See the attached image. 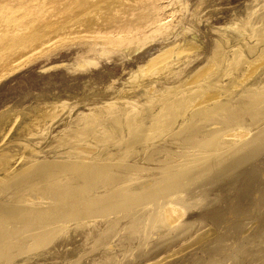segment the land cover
Returning <instances> with one entry per match:
<instances>
[{
  "label": "rangeland",
  "instance_id": "1",
  "mask_svg": "<svg viewBox=\"0 0 264 264\" xmlns=\"http://www.w3.org/2000/svg\"><path fill=\"white\" fill-rule=\"evenodd\" d=\"M198 1H200V0H183L182 3L184 4L186 11L181 13L182 15L181 14L180 15L177 14L175 16L176 17L175 21H176V24H177L175 29H176L177 33L175 32L174 36L171 35V37L169 36L168 38H165V41H164L163 37H160L161 39L160 38L159 39H155L156 42L152 41V42H150V44H147L145 46L140 47L135 52L134 51H129L128 53H126V52L125 53H113L112 55H110V54L108 55L107 52H104V54H103L104 57L102 55V52H100L101 53V57H99L97 60L93 59L94 62L93 61L90 62L91 59L89 57L87 58L86 47L82 46L84 48L83 49L80 46L81 44L78 45V44H75V43L74 44L69 43V45L68 44L66 45V43H65V45L63 44V46L61 44H57V45H55L56 47L58 46L57 48L55 46H53L52 49L49 50V52L47 51V53H43V54H40L38 56L36 55V57L33 56L32 58L28 59L26 62L24 61L19 68L13 70L12 73H9V75L4 76V79L2 78L0 80V113L5 111L6 113L7 112L11 113L12 117L13 116L17 117V115L20 117L22 115V113L25 114V112H27L29 110L30 111L35 110V109L37 110L38 108H41V107H44V108H54V107H56V108L59 109L61 114H62V111L64 109L67 111V114H66V111L64 110L65 111V113H63L64 115L63 114L61 115V116L65 117V118H63V117H61L59 115V117L61 119L63 118L62 120L58 117L57 118L58 120L57 119L55 121L53 120V122L50 123V126L46 125V124L43 126L45 130H47L48 128L50 129V130L46 131L47 132V133H45L46 135L45 134H43V135H32V137H30L31 139H30V143H29V146H31L32 148L31 147L29 148V146H28L29 149H26L27 151H29L31 153H32V151L34 153L36 152V154H34V153H32V154L36 155V157H38V158L39 157L41 158V157L49 156V154L52 153L49 156L51 158V160L48 157V161H47L50 164H46L47 163L46 162L43 165H51V164L54 165L55 163L63 164L64 166L60 168V172H62V175H61L60 172H59L60 175L58 173L55 174L56 171L59 170V168L58 167L55 168V166H51L50 170H45L44 172H43V170L42 171H40V170L36 171L37 172L36 174L38 175V176L36 175L37 178L39 177V173L42 175V176L39 177L40 179L39 178L38 179L33 178L34 175H35V173H33V177L31 179V181L29 180L30 182H27V181L23 180L22 181L23 183H21L22 179H19L20 181L17 180L20 183L17 182V184H13V186H10V189H11L10 192H12L13 189H14V191L11 194L8 191L9 188L4 190V193H6L5 195H4V193H2L3 190L0 193V198H1L0 200H2V201H0V204H1L0 205V209L2 211L8 212V209H12L13 206L15 207V205H13V203L16 202V201H17V203L19 202L17 205H20V203L22 201L25 204V202H27L26 199H29L28 197L32 196V194L34 196V193L32 192V190L34 191L37 187H40L41 185L49 184V182L51 184V185L49 184L51 188H53V187L55 188L56 186L59 187L61 185L62 188H58V189L55 188L57 190H55L53 188L56 192H60L64 188V190H66V192L69 193L73 189L72 188L73 187L72 183L77 184V185L79 183V181L77 179H75L74 177H77L78 179L80 178V183H79L80 185L79 186H80L81 190H79V191L81 193H79V195L81 194L80 196H82L84 198H86V197L89 198L90 196L91 197H95V196L96 197H103V195H105V194L106 195L113 194L114 196H117L115 194H118L119 192L118 193L117 192L112 193V192L116 191L119 188L125 187V185L127 186L128 189H130L129 191H131L132 193L133 192L136 193L137 191L140 192V190H142L143 192H145L144 194H146L147 196L150 195V194L151 195L154 194V193L152 194L150 192V189H152V188L162 187L163 185H164L165 188L169 187V186L170 187L173 186L174 189H175V194L178 193V194H176V195H178V197L180 195V200L178 199V197L176 195H174V196L172 195V197H174V198L171 197V201H172V199L174 201L178 200V204L180 203L178 206H181L182 208L178 207V206L177 207L182 209L181 220L180 221L178 220L172 226L170 225V227H168L169 229H167L168 231L166 229H165L166 231L163 230V228L161 226V223H157L158 220L160 222V219H159L160 217H156V215L158 213V216H159V212L161 211V209L160 210L158 209L157 211H155V210H156V208H159L160 206L163 205L162 202H166L167 200H169L170 198H168V197L171 196V195L165 196V198L164 197L163 198L160 197V198L154 199L153 201L150 200L146 204L147 206L146 205L142 206V204L140 202H138V200H135V202L133 203V204H135V205H133L134 207L131 206L132 208L130 207V209L127 208V209L122 210L121 212H119L117 214H114V215L110 216L112 218L108 217L107 221L109 220V222H108L109 226L103 225L100 228H87V229H86V227H83V228L79 227L78 228L76 226H74V227L72 226L73 229L75 228L77 231L79 229L80 231L77 232L76 230H73L71 228L72 231L70 232L69 231L70 227L69 228H65L64 230L61 229L62 233H63L62 235H61V230H60V232L58 231V233H59L58 235L59 236L61 235L60 237H56L58 235H56L57 232H55L56 233V234L54 233L55 234V238H54V235H53V238L51 240V242L52 241L53 242L52 243L50 242L51 244H49L51 246L48 247V245H47V247L39 249V251H41V252L47 250V251H45L46 255H45V253L44 254L42 253L43 255L41 253H39L41 255H38L37 254L38 250L36 251V253H35V251H33L32 254L35 253V255L33 257H32V254L30 255V258L32 257V259H30L31 262H32L31 264H35V263H33L35 261H36V264H42V263L43 264H45V263L46 264L47 263L48 264H57V263L58 264H64V263L65 264H82V262H83V264H85V263L86 264H93V263L94 264H154V263L155 264H225V262L227 264L228 262H231V261H233V262H231L233 264H235V263L236 264H242L243 262H244L243 264H246V263L247 264H264V123H263L264 122L263 121L264 120V101H263L264 100L263 99L264 98V85H262V84H264V82H261L260 83L261 85H259V86H258V84H256L257 85L256 86L257 89L255 88L256 89V91H255L256 93L255 94L258 93L257 96H259L260 99L262 98L261 100H259V102L262 103V104L252 103L250 100L253 97H255V95L254 96L253 95L248 96V93H243L242 92L241 93L242 94L241 95L242 99L239 97L240 96L239 95L238 98H240V99H238V101L232 105V107L229 110L230 114L228 113L225 116H223V115L210 116L208 118H202L201 120H198V121L196 120V122L195 121H190L187 118V119L184 120V122L182 121L183 123L180 122L179 125L175 126V124H174L173 125L174 127L172 125L170 126L169 124H163V123H158V122L156 123L155 121H153L150 118V115H147L148 111L146 109V106H148L149 103H148V101L145 100V98L151 96L152 94H155V95H152L154 97L158 96V95H156V93L158 94V92H159L157 90L160 88V86H158V84H154V85L152 84L153 85V86L151 85L152 87L151 86H149V87L147 86V88L151 87L150 90L148 89L147 92L140 91V90L137 91L138 93L135 92L136 95H138V96L135 95L133 100H135L137 102L136 103V107H137L138 112L140 111V114L139 113L138 114L141 117V118L140 117L139 118L142 119L141 123L142 124L145 123L143 125V128H141L142 127L141 123H140L139 127H134L133 131L135 130V132H132V129L130 130V129L126 128V127H128L126 125L130 124L129 122H130L131 118H133V116L135 115L134 112H137V110L133 111L135 105H134V107L130 105L133 109L130 106L128 107V105H126V107L125 106L124 107L120 106L121 104L120 105L118 104V106H115L116 109L115 108H111L113 106H111V107L108 106L109 105L108 103L110 102L112 96L113 95L114 96L117 95L118 91L120 89H122L123 85L125 86L126 79L129 78V76L131 74L137 73L138 71H140V73L143 72L142 74H146L144 71H148V74H149V73H152L153 71L157 70L158 69L157 67H159L158 65L155 66L154 70H153L152 67H150L151 64H153L152 63L153 60L155 62V57L157 58L159 55H161V54H159L161 52L163 54V51L165 53L166 52H170L171 49H172L171 52L173 51L172 53H177L179 48H180V47H178L179 43L182 44L183 42H187L188 38L190 39L191 36L192 37L196 36V38L194 40H195V44L197 43V46L199 48L198 50L200 51V55L195 57L196 60L194 58H191L192 60H195L194 63L190 59V61L186 65L185 64H181L180 67H185L186 68L187 65L190 66L191 62H192V66H193V64L195 65L196 62L198 63V61L200 62L201 59L206 58L207 55H208L207 53H209V50H212L211 47L214 45L212 43L214 38L218 36V34L220 33L219 31H222L226 27H230L231 30L233 28L234 32H238V31L241 32L242 31L241 33H244L246 30H247L246 32H248V30H250V32H253L254 30H257V27L263 25L262 22L264 21V0H208V3H206V5L203 6L202 8L198 7V5H197ZM160 2H161V5L163 7H165L164 13H163L164 16H169L171 14L170 13L171 11H169V10H172L173 6H171V4H168L169 3L168 0H161ZM187 4H189V5H187ZM189 6H190V8H189ZM186 8H188L189 10L186 9ZM194 8H196V10H198V15H197L198 19L197 20L200 21V22L197 21L198 25L195 26V27L199 26V28L197 27V29L195 28V29L191 30L188 27L189 23H188V18H187L188 16L187 15ZM248 8L250 10H248ZM203 11H205V12H203ZM185 14H186V16L184 17ZM199 14H200V16H199ZM255 18H256V20H255ZM244 22H245L246 25L244 24ZM258 23L260 25H258ZM187 24H188V26H187ZM243 24H244V26H242ZM186 27H187V30H188L187 32L189 34H187V32H186ZM178 28H179L180 31L178 30ZM193 32L194 33L196 32V33L194 34ZM185 35H186V37H185ZM180 36H182V37L180 38ZM184 38H185L186 41L184 40ZM70 45H72V46H70ZM76 45H78V46H76ZM173 45H174V48H176V47L177 48L174 49ZM175 45H177V46L175 47ZM79 47H81V48H79ZM175 51H177V52H175ZM201 53H203L204 55L201 54ZM80 58H81L82 61L80 60ZM106 58H107V61H106ZM85 59H86V61H85ZM108 59L110 61H108ZM147 62L149 64V66H148ZM184 63H186V61ZM142 66L145 67V68H143ZM136 67H137V69H136ZM149 68H151V70H149ZM128 73H130V74H128ZM93 80H94V82H93ZM109 83H110V85H109ZM112 87L114 88V90H113ZM258 87H260L259 90H258ZM152 88H154V89L152 90ZM257 90H258V92H257ZM111 92H113V93H111ZM91 93H92V95H91ZM259 93H260V95H259ZM102 94H104V97H103ZM85 95H87V96H85ZM261 95H262V97H261ZM100 98H102V99H100ZM244 98H246V99H244ZM244 100H246V101H244ZM243 101H244V103H243ZM48 102H49V105L51 103V105L53 104L52 106H54V107H51V105L49 107L48 106ZM69 103H71V104H69ZM106 103L108 104L107 105L108 108L110 107L112 110L114 109L115 111L112 112V110L110 108L108 109L106 107ZM137 104H139V106H137ZM243 104H245L246 106L244 107ZM248 105H251V106H248ZM96 106H98V107H96ZM140 106H141V109H139ZM142 107L145 108L146 110L143 109ZM235 107H236V109H235ZM252 107L255 108V109L258 108L256 110H259L261 112V113H259L260 117L255 118L256 116L251 115L252 118L250 117L251 118L250 119V118H248L247 115H244V113L248 114L247 111H250L252 109ZM61 108H63V109H61ZM106 108H107V110H106ZM123 108L126 109V111ZM127 108H128V110H127ZM93 109H94V111H93ZM23 110L24 111L27 110V111L24 112ZM109 110H110V112H109ZM122 110H123V112H122ZM141 110H142V112H141ZM235 110L237 112L238 111L239 112L235 113L234 112ZM20 111H21V115H19ZM88 111H90V112H88ZM127 111L129 112L127 114L128 116L126 115ZM145 111H146L147 114L145 113ZM131 112L134 115H132ZM231 112H233V113H231ZM106 113H107V115H106ZM123 113H124V115H123ZM95 115H96V117H95ZM129 115L131 117H129ZM228 115H230L229 118H228ZM89 116H90V118H89ZM91 117L93 119H91ZM125 117H126V119H125ZM212 117H214V118H212ZM223 117L224 118L226 117L225 120H224ZM146 118H148V120H146ZM217 118H219V120ZM122 119H124L126 121H123ZM127 119H129V121H127ZM253 119L255 121H253ZM256 119H257V122H256ZM120 120H121V123L123 122L122 125L126 124L127 122L128 123L126 125L122 126V125H120ZM230 121H231V123H230ZM112 122H114V123H112ZM148 122H149V124H148ZM250 122H252L254 124L258 123L257 125L261 124L262 127H259L255 131V133L251 132V133H249L250 135L249 134H248V136L246 135L247 137L245 136L243 139H241L242 141L240 140L242 143L240 141H236V140H235L236 141L235 142V141L230 140V139H225V137L223 136V135H225V136L228 135V132H225L227 134H224L223 131L227 130L229 127L232 128L231 126H237V125H240V123H241L240 126H244L245 125L247 127V125L250 126V124H248ZM246 123H247V125H246ZM155 124H156V126H155ZM162 124L164 125V127L162 126ZM116 125H120V126H116ZM204 125L206 126V128L204 127ZM153 126H155V127H153ZM167 126H169L170 128L168 129ZM183 127H184V129H183ZM67 128H69V130ZM116 128H119V129H118V131H116L117 133L114 134V135H116L117 137L120 135L119 136L120 138L118 137L119 139L116 136H112L114 131L117 130ZM122 128L123 129L126 128V130H123ZM151 128L154 129V131ZM72 129H74V130H72ZM121 129H122V131H121ZM127 129L130 130V131H128ZM136 129H137V132H136ZM218 129H219V131H217ZM75 130L77 131V133H76ZM106 130H109V131H106ZM142 130H144L145 133ZM207 130L210 131V133L207 132L208 135L205 132ZM200 131H201L202 134L200 133ZM203 131H204L205 134L203 133ZM106 132H108L109 135ZM216 132H218V133H216ZM134 133H135V135H134ZM139 133H140V135L141 134L142 135L140 136ZM151 135H153V137ZM158 135H159V137H158ZM204 135L206 137H203ZM211 135H213L214 137L211 136ZM257 135H259V136H257ZM167 136L169 138H167ZM217 136H218V140H217ZM220 136H221V140H225L224 145H222L224 141L223 142L221 141V144L219 145ZM47 137L50 140L47 139ZM178 137H179V139H178ZM148 138H149V140H148ZM181 138L184 139V140H182ZM212 138H213V140H212ZM214 138H216V140ZM252 138H254V139L252 140ZM192 139H194V141H192ZM204 139H205L206 142L204 141ZM91 140H92V142H91ZM106 140L109 143L106 142ZM133 140H135V141H133ZM172 140H174V141L176 140V141H178V143L176 141L174 142ZM209 140H212V141L215 140L218 143H216L215 141H214L215 143H213L211 141V143H212L211 146H208L209 145V142H208ZM227 140H228V145L226 144ZM258 140H260V141H258ZM61 141H62V143H61ZM131 141H132V143H131ZM152 141H154V143ZM229 141H231V142H229ZM128 142H130V143H128ZM185 142H186V144H185ZM238 142H240V143H238ZM45 143H47V144H45ZM65 143H67V144H65ZM84 143H86V144L83 145ZM144 143H145V145H144ZM146 143H148V144H146ZM189 143H190L191 146L189 145ZM229 143L232 144L233 147H231V145ZM257 143H259V144H257ZM260 143H261V146H260ZM37 144H38V146H37ZM101 144H103V145H101ZM214 144H215V147H214ZM235 144H237V145H235ZM238 144H240V145H238ZM42 145H43V147L41 148ZM91 145H93V146H91ZM121 145H122V147H121ZM212 145H213V147H212ZM258 145H259V147H258ZM48 146H49V148H51V147L52 148L49 149ZM101 146H103L104 148L101 147ZM125 146H127L128 148L125 147ZM204 146H206L205 149H204ZM216 146H217V148H216ZM53 147H54V150H53ZM113 147H115V148H113ZM137 147H139V149ZM207 147H208V150H206ZM230 147H231V149H228ZM44 148H47V150H44ZM199 148H200V150H199ZM232 148H233V152H232ZM55 149L58 150V152L55 151ZM99 149H101V151ZM136 149H137V151H136ZM149 150H151V151H149ZM215 150H217V151H215ZM22 152H26V151H22ZM48 152H49V154H47ZM97 152L100 155H98V154L96 155ZM149 152H151V153L149 154ZM207 152L208 153L210 152L209 153L210 155L214 154V156H208L209 154ZM212 152H213V154H212ZM255 152H256V154H255ZM194 153H196V154H194ZM219 153H220V155H219ZM233 153H235V154H233ZM37 154H39V155H37ZM55 154H56V156H55ZM78 154H79V156H78ZM85 154L88 155V156H86ZM92 154H94V155H92ZM101 154L105 155L104 156L105 158H103V156H101ZM131 154L133 155V157L131 156ZM198 154H201V155H198ZM40 155H42V156H40ZM128 155H130V156L128 157ZM140 155H142V157ZM203 155H204V157L207 156L208 161H207V159H204V157H202ZM225 155H226V157H225ZM168 156H169V158H168ZM107 158H108V160H107ZM222 158L226 159V161L223 160ZM238 159H240V160H238ZM89 160L92 161V163ZM209 160L210 161L213 160V161H211L212 163H210ZM50 161H52V163ZM217 161H218V163H217ZM149 162H150V164H149ZM207 163H210V164H207ZM77 164H79V166ZM80 164H81V166L83 165L82 167H84V166L88 167L89 169H87V170L88 171L90 170V172H87V170H85V172H83L84 170L82 171L81 169H79V167H81ZM92 164L94 166L95 165L96 166L93 168ZM156 164H158V165H156ZM73 165L74 166L77 165V166L74 167ZM98 165L100 167L102 166L103 168H106V167L108 168V167L111 166L110 167L111 170H115L116 168L118 170L117 171L118 174H116V175L112 174L111 175V179L113 178L115 180L109 179L110 182H108V179H104L103 177H102L103 178L102 179L100 177V179H102L100 182H103V183H100V186H98L99 184L97 185L98 188H102V187H106V185L108 184V186L112 187L111 189L110 188L108 189L110 192L108 190H106L107 191L106 193L97 192L95 190L93 192V190L91 189V188H93V189L98 190L97 186L96 187L93 186L95 184V182L91 181V180H93L92 178H94V176H97V173H94L92 171L94 170V171L97 172L99 170V166ZM203 165H205V167ZM137 166H139V167H137ZM198 166H199V168H198ZM201 166H203V167L201 168ZM69 167H71V168H69ZM52 168L54 170H52ZM68 168H69V170H68ZM119 169L122 170V171H120L121 173H119ZM124 169H125V171H123ZM144 169H146V170H144ZM200 169L202 171H200ZM46 171H48V172H46ZM50 171H51V175L52 176L48 175V174L45 175V172L46 173H50ZM78 172H80L81 174L78 173ZM123 172H124V174H122ZM125 172L127 173V175H126ZM91 173L94 174V175H91ZM64 174H65L66 177H64ZM143 174H145V176ZM178 174H180V175H178ZM117 175H119L120 177H116ZM121 175L125 176V177L122 178ZM136 175H138V176H136ZM181 175H182V177H181ZM45 176H47V177L45 178ZM82 176H84V177H82ZM127 176L129 178L130 177L131 178L128 179ZM53 177L55 178L56 181L53 180L54 179ZM58 177L60 179L62 178L61 180H62V182L64 181V183L69 181L70 183H68V184H70V185L72 184V187L70 185H68L67 183H66L67 185L63 183L64 186H65L64 187L62 185V183H61V180ZM86 177H90L89 178L90 180H88V178H86ZM173 177H174V179H173ZM47 178H49V180ZM44 179H45V181H44ZM57 179H58L59 183H57ZM95 179H99V178L95 177L94 180ZM136 179H137V181H136ZM74 180H76V181H74ZM46 181H49V182H46ZM86 181H88V183ZM125 181H127V182L125 183ZM54 182H56V183H54ZM104 182H107V183H104ZM52 183H53V185H52ZM85 183H87V185ZM92 183H94V184H92ZM117 183H118V186L114 185V184H117ZM168 183H169V185H168ZM18 184L20 186H18ZM30 184H31V186H29ZM56 184H59V185H56ZM183 184H185V185H183ZM15 185H17V188L18 187L19 188L17 189ZM122 185H124V186H122ZM134 185H135V187H134ZM149 185H151V186H149ZM157 185H159V186H157ZM88 186H90L89 188H87V189H89L88 192H87V190H83L84 188H86ZM30 187L32 189H29ZM68 187L71 190L66 189ZM115 188H116V190H114ZM178 188L181 191H179ZM16 189H17V191H16ZM174 189H172V190H174ZM147 190H148V192H146ZM90 191H91L92 194L90 193ZM82 192H84V195H83ZM85 193H87V194L89 193L90 196H89V194L87 195ZM121 193H123V192H120L118 194V196L121 195ZM8 194H10V195L8 196ZM124 194L125 193H123V195ZM2 195H3V197H2ZM99 195H101V196H99ZM17 196H18V198H17ZM119 197H122V196H119ZM119 197H110L109 199L111 201H115V200H118ZM80 198L81 197H79V199ZM125 198H128V196H125ZM23 199H25L26 201L23 200ZM127 200H131V198H128ZM34 202H38L39 203L40 200H36ZM43 202H44L43 204H46V205H47V203H50V201H48V200L47 201H43ZM150 203H151V205H150ZM155 203H158L159 205L155 204ZM152 204L156 205V206L154 207ZM25 205H28V204L26 203ZM46 205H45V207H46ZM32 206H25V207H28V209L37 208L36 205H35V207H34V205H32ZM76 207H78V206H76ZM146 207L147 208L149 207L151 211L148 210L149 208L147 209ZM152 209H154V211ZM142 210L143 211L147 210V211L144 213ZM153 212H155L156 214L153 213ZM146 213H147V215H146ZM150 213H151V215H150ZM152 213L155 214V215L153 216ZM140 214H143V215H140ZM122 215L123 216H127L128 215V216H131V217L127 216V219H128V221H127L126 217H124V219H123ZM145 216H147V217H145ZM132 217H134V218H132ZM153 217H155V219ZM115 219H118L119 222H121V224H125V225H121V224L118 225L119 222L117 220H115ZM150 219H152V220H150ZM134 220H136V222ZM131 221L134 224L131 223ZM113 222H115V223L117 222V223L115 224ZM181 223H182V225H181ZM140 224H141V226H140ZM151 224L153 225V227H151L152 226ZM157 224H159V226L161 228H159V226L157 227ZM17 225L18 224L15 225V223H14V225L12 224V228H13V226L15 228L19 227ZM126 225H127V227H126ZM155 226L157 228H159V229H157ZM8 228H11V226L8 227ZM128 228H129V230H131V229L132 230L129 231ZM66 229H67V231H66ZM208 230H211V232H212L211 236L206 237L207 238L206 240L203 239L204 240L203 242H202V240H199V236H201V234L205 233ZM75 231L77 233H79V232L80 233L77 234V233H75ZM81 231H83V232H81ZM73 232L75 234H73ZM110 232H112V234ZM34 233H37V232H34ZM34 233L31 232V234H34ZM26 234L27 233H25L24 236L22 234L21 235L22 238H21V236H19L17 239L18 240L20 238L24 239L25 236H27ZM108 234H111V238L104 245L103 244V240L105 241L108 238V236H109ZM164 234H165V236H164ZM79 235H80V237H79ZM153 235H155L154 238H153ZM76 236H78V237H76ZM197 236H198V238H197ZM97 237H99V238H97ZM150 237H151V239H150ZM60 238L61 239L63 238L62 239L63 241L60 240ZM17 239L14 240V241H17ZM65 240H66V243H65ZM86 240H88V241H86ZM56 241L58 242L57 245L60 248H58L56 250H53V249H55V247L57 248V245H56L57 242ZM134 241H135V244H134ZM149 241H151V242H149ZM192 241H194V242H192ZM62 242L64 243V245H66L64 247L65 250L63 249L64 245H62L63 244ZM27 243L29 244V242H27ZM60 243H62V244L60 245ZM106 246H107V248H106ZM181 246L183 248H181ZM76 247H78V248H76ZM66 248L68 249V251H67ZM164 248H166V249H164ZM110 249H112V250H110ZM177 249H178V251H177ZM180 249H182V250H180ZM57 250H59V251H57ZM82 250H83V252H82ZM108 250H110V251H108ZM103 251L104 252L107 251V252L104 253ZM52 252H54V253L52 254ZM71 252H73V254ZM102 252L106 256L102 255ZM172 252H174V253H172ZM183 252H184V254H183ZM64 253H65L66 256L64 255ZM70 253L72 254L73 257L69 256ZM172 254L174 256H171V257L169 256L167 259L163 260L164 256L166 257V255H172ZM49 255L52 256V257H54V255H55L54 259L55 260L57 259L58 262L55 261L52 257H51V259L49 257L50 261H48L49 260L48 259ZM56 255H58V256L56 257ZM78 255H79V257H78ZM38 256H40V257L42 256L41 259H37V258H40ZM94 256L97 257V258H93ZM100 256L102 258L101 261L98 260V259H100ZM107 256L108 257L112 256V257L108 258ZM62 257H63V260L61 261ZM91 258H92V260H91ZM34 259H35V261H34ZM44 259L47 262L46 261L44 262L43 261ZM87 259H89L91 262L88 263L89 260H87ZM159 259L161 261H159ZM30 260H29V262H30ZM39 260L42 261V262H38ZM94 260H97V262L94 261ZM59 261H61V263ZM29 262H28V264H29ZM231 263H228V264H231Z\"/></svg>",
  "mask_w": 264,
  "mask_h": 264
},
{
  "label": "bare ground",
  "instance_id": "2",
  "mask_svg": "<svg viewBox=\"0 0 264 264\" xmlns=\"http://www.w3.org/2000/svg\"><path fill=\"white\" fill-rule=\"evenodd\" d=\"M161 0H0V80L3 78L4 76L9 75V73H12L13 70L19 68L22 63L25 61H27L28 59L32 58L33 56L36 57V55H40L43 53H47V51L49 52V50L52 49L53 46L57 45V44H61L63 46V44L66 45L69 43L71 44H78L81 47L85 46L86 47V51H87V58L89 57L91 59L90 62L93 61V59L97 60L99 57H101V53L102 55L104 54V52H107L108 55H112L113 53H128L129 51H136L138 50L140 47L145 46L147 44H150V42L155 41V39H159L160 37L164 38H168L169 36L171 37V35L174 36L176 31V15L177 14H181L183 12H185V6L182 3L183 0H168L169 3L171 4L172 10L169 16H164V9L165 7H163L161 5ZM165 2V1H164ZM187 2V1H186ZM219 2V1H218ZM199 3V4H198ZM197 5L198 7H203L206 5V3H208V0H200L198 1ZM215 3V2H214ZM223 4V3H222ZM189 5V4H187ZM196 5V6H197ZM209 5V4H208ZM220 5V4H219ZM210 6V5H209ZM194 7V6H193ZM213 7V6H212ZM190 8V6H189ZM197 8V7H196ZM196 8H194L192 11L189 12V14L187 15L188 17V23L189 26L187 24V26L189 27V29H197V27L199 28V26L195 27L197 24V19H198V10H196ZM200 8V9H201ZM188 9V8H186ZM198 9V8H197ZM199 9V10H200ZM208 9V8H207ZM210 9V8H209ZM189 10V9H188ZM248 10H250L248 8ZM216 11V10H215ZM242 11V10H241ZM205 12V11H203ZM210 12V11H209ZM223 13V12H222ZM259 13V12H258ZM182 15V14H181ZM246 15V14H245ZM260 15V14H259ZM186 16V14L184 15V17ZM200 16V14H199ZM210 16V15H209ZM208 16V17H209ZM263 16V15H262ZM213 17V16H212ZM219 17V16H218ZM211 18V17H210ZM204 19V18H203ZM245 19V18H244ZM248 19V18H247ZM253 19V18H252ZM200 20V19H199ZM232 20V19H231ZM256 20V18H255ZM211 21V20H210ZM259 21V20H258ZM200 22V21H198ZM203 22V21H202ZM241 22V21H240ZM264 22V21H263ZM262 22L263 25L257 27V30H254L253 32H250V30H248V32H246L244 29V33H241L240 31L238 32H234L233 28L232 30L230 29V27H226L225 29H221L222 31H219L220 33L218 34L217 37L214 38L213 40V46L211 47L212 50H209V53H207V57L204 59H201V61L198 63L196 62V64L192 66V62L189 65H187V67H180L181 64H187L191 58H194L200 55V51L198 50V46L197 43L195 44V38L196 36L192 37L188 40L187 42H183L182 44L179 43V50L177 53H172L171 50L170 52H164L163 54L162 52L159 53L161 55H159L157 58L155 57V62L153 60V64H151L150 67L155 68L156 65H158L159 67H157L155 71H151L152 73L148 74V71H144L146 74H142L140 73V71H138L137 73H133L129 76V78L126 79V84L125 86L123 85L122 89H120L117 93V95H113L110 102L107 104L106 103V107L108 106H113L111 108H115V106H118V104L120 106H125L128 105V107L131 105L134 107L133 111L137 110L136 107V101L133 100L134 96L136 95L135 92H137L138 90L140 91H145L147 92L148 89L150 90V88L154 85V84H158V86H160V88L157 90L159 91L158 94L156 93V95H158L157 97H154L152 95L151 96L145 98L146 101H148V106H146L147 109V113L145 111V113L147 115H150V118L155 121L156 123H163V124H169L170 126L174 125H179L180 122H184L185 119L188 118V120L190 121H195L196 120H201L202 118H208L210 116H217V115H227L228 113L230 114V108L232 107V105L234 103H236L238 101V99L241 98V93H248V96L251 95H255V97H253L250 101L252 103H259L260 97L257 96V94H255L256 89H257V85H261V82H264V23ZM245 24V22H244ZM244 24L242 26H244ZM183 25V24H182ZM185 25V24H184ZM205 25V24H204ZM246 25V24H245ZM258 25H260L258 23ZM206 26V25H205ZM180 28V27H179ZM178 28V30H179ZM211 28V27H210ZM244 28V27H243ZM250 28V27H249ZM183 29V28H182ZM185 29V28H184ZM204 29V28H203ZM175 30V31H174ZM219 30V29H218ZM180 31V30H179ZM187 27H186V32H187ZM190 31V30H189ZM195 31V30H194ZM197 31V30H196ZM199 31V30H198ZM206 31V30H205ZM252 31V30H251ZM185 32V31H184ZM191 32V31H190ZM194 33V32H193ZM196 33V32H195ZM194 33V34H195ZM250 33V34H249ZM180 34V33H179ZM187 34H189L187 32ZM193 34V35H194ZM211 34V33H210ZM208 35V34H207ZM182 36H180L181 38ZM186 37V35H185ZM188 37V36H187ZM211 37V36H210ZM161 39V38H160ZM212 39V38H211ZM185 40V38H184ZM186 41V40H185ZM156 42V41H155ZM170 42V41H169ZM203 42V41H202ZM166 43V42H165ZM211 43V44H212ZM171 44V43H170ZM76 45V46H78ZM178 45V44H177ZM175 45V47L177 46ZM72 46V45H70ZM153 46V45H152ZM172 46V45H171ZM56 47V46H55ZM58 47V46H57ZM56 47V48H57ZM74 47V46H73ZM79 47V48H81ZM62 48V47H61ZM83 48V47H82ZM174 48V45H173ZM177 48V47H176ZM174 48V49H176ZM210 48V47H209ZM84 49V48H83ZM163 49V48H162ZM203 49V48H202ZM60 50V49H59ZM72 50V49H71ZM74 50V49H73ZM78 50V49H77ZM160 50V49H159ZM167 50V49H166ZM55 51V50H54ZM162 51V50H161ZM71 52V51H70ZM76 52V51H75ZM140 52V51H139ZM54 53V52H53ZM78 53V52H77ZM76 53V54H77ZM86 53V52H85ZM157 53V54H158ZM75 54V55H76ZM156 54V53H155ZM176 54V55H175ZM203 54V53H201ZM107 55V54H106ZM122 55V54H121ZM132 55V54H131ZM204 55V54H203ZM202 55V56H203ZM46 56V55H45ZM49 56V55H48ZM83 56V55H82ZM116 56V55H115ZM118 56V55H117ZM129 56V55H128ZM206 56V55H205ZM104 57V55H103ZM111 57V56H110ZM109 57V58H110ZM204 57V56H203ZM202 57V58H203ZM51 58V57H50ZM116 58V57H115ZM201 58V57H200ZM137 59V58H136ZM198 59V58H197ZM36 60V59H35ZM77 60V59H76ZM81 60V58H80ZM125 60V59H124ZM127 60V59H126ZM196 60V59H195ZM195 60H192L193 63ZM200 60V59H199ZM82 61V60H81ZM86 61V59H85ZM84 61V62H85ZM107 61V58H106ZM108 61H110L108 59ZM145 61V60H144ZM186 61V63H184ZM80 62V61H79ZM94 62V61H93ZM115 62V61H114ZM148 64V62H147ZM84 65V64H83ZM161 65V66H160ZM68 66V65H67ZM76 66V65H75ZM126 66V65H125ZM149 66V64H148ZM87 67V66H86ZM138 67V66H137ZM136 67V69H137ZM143 67V66H142ZM93 68V67H92ZM145 68V67H143ZM70 69V68H69ZM88 69V68H87ZM139 69V68H138ZM148 69V68H147ZM149 70H151V68H149ZM74 71V70H73ZM88 71V70H87ZM127 71V70H126ZM132 72V71H131ZM130 72V73H131ZM96 73V72H95ZM120 73V72H119ZM122 73V72H121ZM128 73V74H130ZM96 76V75H95ZM98 77V76H97ZM124 80V79H123ZM91 81V80H90ZM113 81V80H112ZM94 82V80H93ZM114 82V81H113ZM117 82V81H116ZM5 83V82H4ZM121 83V82H120ZM153 84V85H152ZM2 85V84H1ZM110 85V83H109ZM113 85V84H112ZM121 85V84H120ZM152 85V86H151ZM264 85V84H262ZM95 86V85H94ZM93 86V87H94ZM147 86H151L150 88H147ZM97 87V86H96ZM105 87V86H104ZM263 87V86H262ZM87 88V87H86ZM95 88V87H94ZM106 88V87H105ZM109 88V87H108ZM113 88V87H112ZM158 88V87H157ZM256 88V89H255ZM110 89V88H109ZM154 88H152L153 90ZM260 89V87H258V90ZM92 90V89H91ZM97 90V89H96ZM104 90V89H103ZM114 90V88H113ZM257 90V92H258ZM80 91V90H79ZM65 92V91H64ZM102 92V91H101ZM104 92V91H103ZM114 92V91H113ZM111 92V93H113ZM78 93V92H77ZM105 93V92H104ZM138 93V92H137ZM144 93V92H143ZM149 94V93H148ZM92 95V93H91ZM104 97V94H102ZM112 95V94H111ZM240 95V96H239ZM247 95V94H246ZM260 95V93H259ZM87 96V95H85ZM107 96V95H106ZM138 96V95H136ZM238 96L240 98H238ZM247 96V97H248ZM64 97V96H63ZM91 97V96H90ZM146 97V96H145ZM262 97V95H261ZM82 98V97H81ZM87 98V97H86ZM136 98V97H135ZM102 99V98H100ZM242 99V98H241ZM246 99V98H244ZM264 99V98H263ZM39 100V99H38ZM50 100V99H49ZM106 100V99H105ZM137 100V99H136ZM91 101V100H90ZM109 101V100H108ZM138 101V100H137ZM246 101V100H244ZM243 101V103H244ZM258 101V102H257ZM264 101V100H263ZM262 101V102H263ZM75 102V101H74ZM88 102V101H87ZM248 102V101H247ZM44 103V102H43ZM80 103V102H79ZM249 103V102H248ZM71 104V103H69ZM76 104V103H75ZM82 104V103H81ZM102 104V103H101ZM255 104V105H256ZM10 105V104H9ZM33 105V104H32ZM51 105V103H50ZM49 102H48V106L50 107ZM53 105V104H52ZM51 107H54L52 106ZM77 105V104H76ZM85 105V104H84ZM94 105V104H93ZM97 105V104H96ZM244 107L246 106L245 104H243ZM42 106V105H41ZM46 106V105H45ZM78 106V105H77ZM83 106V105H82ZM137 106H139V104H137ZM236 106V105H235ZM251 106V105H248ZM47 107V106H46ZM94 107V106H93ZM98 107V106H96ZM109 107V108H110ZM237 107V106H236ZM235 107V109H236ZM260 107V106H259ZM65 108V107H64ZM72 108V107H71ZM95 108V107H94ZM108 108V107H107ZM106 108V110H107ZM108 108V109H109ZM110 108V109H111ZM143 108V107H142ZM261 108V107H260ZM63 109V108H61ZM86 109V108H85ZM84 109V110H85ZM100 109V108H99ZM105 109V108H104ZM116 109V108H115ZM124 109V108H123ZM141 109V106L140 108ZM145 109V108H143ZM145 109V110H146ZM245 109V108H244ZM243 109V110H244ZM252 107V109L250 111H247V113H244V115H247L248 118H252L251 115L260 117L259 113H261L259 110H256L258 108ZM65 110V109H64ZM63 110V111H64ZM92 110V109H91ZM112 110V109H111ZM126 111V109H124ZM128 110V108H127ZM130 110V109H129ZM247 110V109H246ZM24 111V110H23ZM27 111V110H25ZM24 111V112H25ZM62 114L65 113V111ZM71 111V110H70ZM76 111V110H75ZM81 111V110H80ZM94 111V109H93ZM100 111V110H99ZM115 110L113 109L112 112H114ZM74 112V111H73ZM90 112V111H88ZM110 112V110H109ZM123 112V110H122ZM142 112V110H141ZM144 112V111H143ZM235 113H238L236 110L234 111ZM16 113V112H15ZM80 113V112H79ZM102 113V112H101ZM118 113V112H117ZM116 113V114H117ZM126 113V112H125ZM129 112L127 111L126 115ZM132 113V112H131ZM135 115L132 113L133 118H131L130 120V124L126 125L128 127V129H132V132H135V130L133 131L134 127H139L140 123L142 121V119H140V111L138 112H134ZM139 113V114H138ZM233 113V112H231ZM59 111L58 108L54 107V108H38L37 110H32V111H27L25 112V114L22 113L21 115V111L20 117L17 115L12 117V114L9 112H2L0 113V193L2 191V193H4V190L9 188V192H10V186H13V184H17V182H19V179L21 180V183H23L22 181H27L30 182L32 177H33V173H35L33 178L38 179L40 176H42L39 173V177H36V171L40 170L43 172L45 170H50L51 166H55V168H59L58 171H56L55 174H59L62 172H60V168L63 167V164H57L55 163L54 165H43L48 161V157L50 156L49 152L47 154H49V156H45V157H36V155H33L32 153H34L32 151L29 152L26 149H29L31 146H29L30 143V137H32V135H43L45 133H47V130H50L49 128L47 130L44 129V125H49L50 123L53 122V120L55 121L59 115H62ZM67 114V111H66ZM78 114V113H77ZM95 114V113H94ZM103 114V113H102ZM101 114V115H102ZM138 116H137V115ZM64 115V114H63ZM69 115V114H68ZM76 115V114H75ZM84 115V114H83ZM107 115V113H106ZM112 115V114H111ZM124 115V113H123ZM236 115V114H235ZM234 115V116H235ZM77 116V115H76ZM128 116V115H127ZM142 116V115H141ZM230 115H228L229 118ZM232 116V115H231ZM22 117V118H21ZM63 117V116H61ZM87 117V116H86ZM93 117V116H92ZM91 117V119H93ZM96 117V115H95ZM103 117V116H102ZM123 117V116H122ZM121 117V118H122ZM129 117H131L129 115ZM140 117V118H139ZM242 117V116H241ZM60 118V117H59ZM65 118V117H63ZM62 118V119H63ZM67 118V117H66ZM90 118V116H89ZM88 118V119H89ZM124 118V117H123ZM214 118V117H212ZM211 118V119H212ZM216 118V117H215ZM224 118V117H223ZM226 118V117H225ZM224 118V120H225ZM237 118V117H236ZM245 118V117H244ZM250 118V119H251ZM24 119V120H23ZM61 119V118H60ZM61 119V120H62ZM73 119V118H72ZM90 119V120H91ZM104 119V118H103ZM109 119V118H108ZM126 119V117H125ZM219 120V118H217ZM238 119V118H237ZM58 120V119H57ZM74 120V119H73ZM89 120V121H90ZM95 120V119H94ZM119 120V119H118ZM123 121H126L124 119H122ZM146 120H148V118H146ZM204 120V119H203ZM210 120V119H209ZM223 120V121H224ZM240 120V119H239ZM238 120V121H239ZM110 121V120H109ZM127 121H129V119H127ZM152 121V122H153ZM229 121V120H228ZM241 121V120H240ZM252 121V120H251ZM253 121H255L253 119ZM264 121V120H263ZM58 122V121H57ZM62 122V121H61ZM119 122V121H118ZM182 122V123H183ZM200 122V121H199ZM227 122V121H226ZM243 122V121H242ZM257 122V119H256ZM262 122V121H261ZM44 123V124H43ZM72 123V122H71ZM103 123V122H102ZM114 123V122H112ZM123 123V122H122ZM121 120H120V125H122ZM154 123V122H153ZM181 123V124H182ZM190 123V122H189ZM203 123V122H202ZM206 123V122H205ZM221 123V122H220ZM231 123V121H230ZM229 123V124H230ZM235 123V122H234ZM244 123V122H243ZM264 123V122H263ZM43 124V125H42ZM73 124V123H72ZM87 124V123H86ZM100 124V123H99ZM110 124V123H109ZM142 124V123H141ZM145 123L142 124L143 125ZM149 124V122H148ZM152 124V123H151ZM162 124V126L164 127V125ZM199 124V123H198ZM215 124V123H214ZM250 124V126L247 125V127L245 126H231L232 128H228L227 130L223 131L224 134H227L225 132H228V135H223L225 137V139H230L233 141H240L241 139H243L246 135L248 136L249 133L254 132L259 128L262 127V125H257L254 124L252 122L248 123ZM66 125V124H65ZM74 125V124H73ZM78 125V124H77ZM80 125V124H79ZM85 125V124H84ZM104 125V124H103ZM120 125H116V126H120ZM122 125V126H124ZM202 125V124H201ZM217 125V124H216ZM52 126V125H51ZM69 126V125H68ZM67 126V127H68ZM115 126V125H114ZM151 126V125H150ZM156 126V124H155ZM153 126V127H155ZM183 126V125H182ZM194 126V125H193ZM46 127V126H45ZM54 127V126H53ZM162 127V128H163ZM166 127V126H165ZM168 129L170 128L169 126H167ZM174 127V126H173ZM200 127V126H199ZM204 127L206 128V126L204 125ZM214 127V126H213ZM219 127V126H218ZM47 128V127H46ZM101 128V127H100ZM120 128V127H119ZM119 128H116L117 130L114 131L112 136H116L114 134H116ZM124 128V127H123ZM122 128V129H123ZM123 129V130H126ZM140 128V129H141ZM145 128V127H144ZM203 128V127H202ZM216 128V127H215ZM223 128V127H222ZM227 128V127H226ZM45 131H44V130ZM69 130V128H67ZM107 129V128H106ZM121 129V131H122ZM127 129V130H128ZM152 129V128H151ZM164 129V128H163ZM167 129V128H166ZM167 129V130H168ZM180 129V128H179ZM184 129V127H183ZM53 130V129H52ZM74 130V129H72ZM80 130V129H79ZM110 130V129H109ZM106 130V131H109ZM114 130V129H113ZM128 130V131H130ZM145 130V129H144ZM144 130H142L144 132ZM154 131V129H152ZM165 130V129H164ZM166 130V131H167ZM181 130V129H180ZM204 130V129H203ZM262 130V129H261ZM76 131V130H75ZM74 131V132H75ZM158 131V130H157ZM170 131V130H169ZM168 131V132H169ZM178 131V130H177ZM219 131V129L217 130ZM59 132V131H58ZM69 132V131H68ZM137 132V129H136ZM172 132V131H171ZM170 132V133H171ZM176 132V131H175ZM206 134L207 132L210 133V131H205ZM221 132V131H220ZM50 133V132H49ZM67 133V132H66ZM65 133V134H66ZM77 133V131H76ZM84 133V132H83ZM86 133V132H85ZM101 133V132H100ZM108 133V132H106ZM121 133V132H120ZM123 133V132H122ZM128 133V132H127ZM145 133V132H144ZM152 133V132H151ZM201 133V131H200ZM199 133V134H200ZM204 133V131H203ZM218 133V132H216ZM87 134V133H86ZM105 134V133H104ZM126 134V133H125ZM150 134V133H149ZM202 134V133H201ZM205 134V133H204ZM253 134V133H252ZM46 135V134H45ZM52 135V134H51ZM50 135V136H51ZM67 135V134H66ZM90 135V134H89ZM101 135V134H100ZM109 135V133H108ZM118 135V134H117ZM135 135V133H134ZM137 135V134H136ZM140 135V133H139ZM142 135V134H141ZM140 135V136H141ZM169 135V134H168ZM178 135V134H177ZM181 135V134H180ZM208 135V134H207ZM210 135V134H209ZM217 135V134H216ZM219 135V134H218ZM250 135V134H249ZM49 136V135H48ZM85 136V135H84ZM103 136V135H102ZM120 136V135H119ZM118 136V137H119ZM150 136V135H149ZM148 136V137H149ZM153 137V135H151ZM165 136V135H164ZM163 136V137H164ZM173 136V135H172ZM213 136V135H211ZM222 136V135H221ZM221 136H220V143L221 141L223 142L222 145H224L225 140H221ZM246 136V137H247ZM259 136V135H257ZM36 137V136H35ZM78 137V136H77ZM110 137V136H109ZM117 137V136H116ZM117 137V138H118ZM125 137V136H124ZM135 137V136H134ZM159 137V135H158ZM166 137V136H165ZM203 137H206L205 135ZM214 137V136H213ZM223 137V138H224ZM42 138V137H41ZM55 138V137H54ZM57 138V137H56ZM79 138V137H78ZM96 138V137H95ZM99 138V137H98ZM102 138V137H101ZM120 138V137H119ZM118 138V139H119ZM150 138V137H149ZM148 138V140H149ZM155 138V137H154ZM167 138H169L167 136ZM184 138V137H183ZM201 138V137H200ZM209 138V137H208ZM251 138V137H250ZM258 138V137H257ZM43 139V138H42ZM41 139V140H42ZM47 139H49L47 137ZM75 139V138H74ZM73 139V140H74ZM77 139V138H76ZM100 139V138H99ZM133 139V138H132ZM142 139V138H141ZM179 139V137H178ZM182 139V138H181ZM188 139V138H187ZM186 139V140H187ZM216 140V138H214ZM254 138H252L253 140ZM50 140V139H49ZM60 140V139H59ZM93 140V139H92ZM91 140V142H92ZM113 140V139H112ZM117 140V139H116ZM136 140V139H135ZM133 140V141H135ZM140 140V139H139ZM156 140V139H155ZM165 140V139H164ZM184 140V139H182ZM213 140V138H212ZM209 140V145L211 146V141ZM214 140V141H215ZM217 140H218V136H217ZM45 141V140H44ZM57 141V140H56ZM64 141V140H63ZM68 141V140H67ZM78 141V140H77ZM94 141V140H93ZM158 141V140H157ZM174 141V140H172ZM176 141V140H175ZM174 141V142H175ZM192 141H194V139H192ZM205 141V139H204ZM212 141L213 143H218L217 141ZM235 141V142H236ZM242 141V140H241ZM240 141V142H241ZM260 141V140H258ZM55 142V141H54ZM58 142V141H57ZM98 142V141H97ZM102 142V141H101ZM106 142H108L106 140ZM105 142V143H106ZM115 142V141H114ZM122 142V141H121ZM154 143V141H152ZM166 142V141H165ZM168 142V141H167ZM178 143V141H176ZM188 142V141H187ZM206 142V141H205ZM227 145H228V140L226 141ZM231 142V141H229ZM234 142V143H235ZM238 142V143H240ZM263 142V141H262ZM48 143V142H47ZM45 143V144H47ZM62 143V141H61ZM109 143V142H108ZM130 143V142H128ZM132 143V141H131ZM135 143V142H134ZM163 143V142H162ZM171 143V142H170ZM233 143V144H234ZM242 143V142H241ZM67 144V143H65ZM86 143H84L83 145H85ZM91 144V143H90ZM111 144V143H110ZM148 144V143H146ZM150 144V143H149ZM172 144V143H171ZM186 144V142H185ZM230 144V143H229ZM254 144V143H253ZM259 144V143H257ZM50 145V144H49ZM72 145V144H71ZM76 145V144H75ZM96 145V144H95ZM103 145V144H101ZM106 145V144H105ZM114 145V144H113ZM116 145V144H115ZM123 145V144H122ZM121 145V147H122ZM138 145V144H137ZM141 145V144H140ZM145 145V143H144ZM190 145V143H189ZM193 145V144H192ZM198 145V144H197ZM201 145V144H200ZM217 145V144H216ZM226 145V146H227ZM231 147L232 144H230ZM237 145V144H235ZM234 145V146H235ZM240 145V144H238ZM250 145V144H249ZM29 146V148H28ZM38 146V144H37ZM46 146V145H45ZM68 146V145H67ZM93 146V145H91ZM108 146V145H107ZM178 146V145H177ZM182 146V145H181ZM191 146V145H190ZM196 146V145H195ZM261 146V143H260ZM43 147V145L41 146V148ZM64 147V146H63ZM103 147V146H101ZM118 147V146H117ZM127 147V146H125ZM157 147V146H156ZM200 147V146H199ZM206 146H204L205 149ZM213 147V145H212ZM215 147V144H214ZM228 148V149H231ZM259 147V145H258ZM32 148V147H31ZM49 148V146H48ZM52 148V147H51ZM49 148V149H51ZM75 148V147H74ZM81 148V147H80ZM88 148V147H87ZM94 148V147H93ZM104 148V147H103ZM115 148V147H113ZM112 148V149H113ZM128 148V147H127ZM134 148V147H133ZM139 149V147H137ZM161 148V147H160ZM193 148V147H192ZM217 148V146H216ZM253 148V147H252ZM40 149V148H39ZM57 149V148H56ZM58 152V150H56ZM95 149V148H94ZM102 149V148H101ZM101 149H99L101 151ZM107 149V148H106ZM144 149V148H143ZM169 149V148H168ZM202 149V148H201ZM245 149V148H244ZM259 149V148H258ZM44 150H47V148H44ZM54 150V147H53ZM64 150V149H63ZM78 150V149H77ZM97 150V149H96ZM104 150V149H103ZM133 150V149H132ZM145 150V149H144ZM166 150V149H165ZM171 150V149H170ZM187 150V149H186ZM200 150V148H199ZM208 150V147L207 149ZM222 150V149H221ZM227 150V149H226ZM237 150V149H236ZM239 150V149H238ZM252 150V149H251ZM256 150V149H255ZM22 151H26V152H22ZM54 151V152H55ZM84 151V150H83ZM116 151V150H115ZM114 151V152H115ZM121 151V150H120ZM134 151V150H133ZM137 151V149H136ZM151 151V150H149ZM204 151V150H203ZM210 151V150H209ZM213 151V150H212ZM217 151V150H215ZM219 151V150H218ZM230 151V150H229ZM235 151V150H234ZM22 152V153H21ZM47 152V151H46ZM69 152V151H68ZM87 152V151H86ZM104 152V151H103ZM102 152V153H103ZM110 152V151H109ZM117 152V151H116ZM124 152V151H123ZM139 152V151H138ZM167 152V151H166ZM184 152V151H183ZM189 152V151H188ZM187 152V153H188ZM232 152H233V148H232ZM237 152V151H236ZM235 152V153H236ZM38 153V152H37ZM63 153V152H62ZM91 153V152H90ZM137 153V152H136ZM141 153V152H140ZM151 152H149L150 154ZM173 153V152H172ZM200 153V152H199ZM205 153V152H204ZM208 153V152H207ZM210 153V152H209ZM208 153V154H209ZM215 153V152H214ZM224 153V152H223ZM233 153V154H235ZM36 154V152L34 153ZM43 154V153H42ZM54 154V153H53ZM57 154V153H56ZM55 154V156H56ZM70 154V153H69ZM98 154V152L96 153V155ZM104 154V153H103ZM124 154V153H123ZM138 154V153H137ZM181 154V153H180ZM196 154V153H194ZM213 154V152H212ZM217 154V153H216ZM215 154V155H216ZM225 154V153H224ZM237 154V153H236ZM252 154V153H251ZM256 154V152H255ZM39 155V154H37ZM81 155V154H80ZM86 155V154H85ZM94 155V154H92ZM100 155V154H98ZM184 155V154H183ZM201 155V154H198ZM220 155V153H219ZM238 155V154H237ZM42 156V155H40ZM75 156V155H74ZM77 156V155H76ZM79 156V154H78ZM88 156V155H86ZM103 158H105V155H102ZM108 156V155H107ZM106 156V157H107ZM130 155H128L129 157ZM131 156L133 157V155L131 154ZM142 157V155H140ZM153 156V155H152ZM190 156V155H189ZM194 156V155H193ZM192 156V157H193ZM208 156H214L213 155H208ZM52 157V156H51ZM58 157V156H57ZM60 157V156H59ZM109 157V156H108ZM115 157V156H114ZM174 157V156H173ZM179 157V156H178ZM184 157V156H183ZM204 157V155L202 156ZM223 157V156H222ZM226 157V155H225ZM224 157V158H225ZM237 157V156H236ZM50 158V157H49ZM63 158V157H62ZM66 158V157H65ZM76 158V157H75ZM87 158V157H86ZM98 158V157H97ZM111 158V157H110ZM135 158V157H134ZM159 158V157H158ZM169 158V156H168ZM175 158V157H174ZM173 158V159H174ZM222 158L223 160L226 161V159ZM82 159V158H81ZM89 159V158H88ZM101 159V158H100ZM115 159V158H114ZM153 159V158H152ZM182 159V158H181ZM197 159V158H196ZM204 159H207V156L204 157ZM211 159V158H210ZM51 160V158H50ZM64 160V159H63ZM76 160V159H75ZM92 160V159H91ZM108 160V158H107ZM106 160V161H107ZM146 160V159H145ZM166 160V159H165ZM193 160V159H192ZM214 160V159H213ZM211 160V161H213ZM219 160V159H218ZM240 160V159H238ZM67 161V160H66ZM81 161V160H80ZM87 161V160H86ZM90 161V160H89ZM95 161V160H94ZM100 161V160H99ZM138 161V160H137ZM195 161V160H194ZM199 161V160H198ZM204 161V160H203ZM208 161V159H207ZM206 161V162H207ZM210 160L209 162L212 163ZM220 161V160H219ZM242 161V160H241ZM52 163V161H50ZM84 162V161H83ZM92 163V161H90ZM98 162V161H97ZM124 162V161H123ZM177 162V161H176ZM185 162V161H184ZM193 162V161H192ZM202 162V161H201ZM215 162V161H214ZM224 162V161H223ZM70 163V162H69ZM80 163V162H79ZM94 163V162H93ZM107 163V162H106ZM112 163V162H111ZM116 163V162H115ZM133 163V162H132ZM147 163V162H146ZM153 163V162H152ZM191 163V162H190ZM200 163V162H199ZM207 163V164H210ZM218 163V161H217ZM46 164H50V163H46ZM88 164V163H87ZM148 164V163H147ZM150 164V162H149ZM206 164V163H205ZM67 165V164H66ZM65 165V166H66ZM70 165V164H69ZM79 166V164H77ZM77 165H73L74 167H76ZM91 165V164H90ZM93 165V164H92ZM102 165V164H101ZM123 165V164H122ZM142 165V164H141ZM158 165V164H156ZM173 165V164H172ZM81 166V164H80ZM83 166V165H82ZM79 167V169H81L83 172H85V170L89 169L88 167ZM87 166V165H86ZM96 166V165H95ZM93 165V168L95 167ZM99 166V165H98ZM97 166V167H98ZM108 166V165H107ZM113 166V165H112ZM136 166V165H135ZM186 166V165H185ZM192 166V165H191ZM205 167V165H203ZM201 166V168L203 167ZM210 166V165H209ZM217 166V165H216ZM102 167V166H101ZM99 166V170L96 171H92L94 173H97V176H94V178L98 177L99 179H95L92 178L93 180H91L92 182L94 181L93 186L96 187L98 184V186H100V182L103 178L104 179H111V175L114 174H118V170L117 168L115 170H111V166L110 167H106V168H101ZM115 167V166H114ZM131 167V166H130ZM139 167V166H137ZM181 167V166H180ZM207 167V166H206ZM54 168V167H53ZM52 168V170H54ZM71 168V167H69ZM68 168V170H69ZM101 168V169H100ZM197 168V167H196ZM199 168V166H198ZM63 169V168H62ZM61 169V170H62ZM78 169V170H79ZM114 169V168H113ZM143 169V168H142ZM208 169V168H207ZM210 169V168H209ZM51 170V171H52ZM72 170V169H71ZM70 170V171H71ZM137 170V169H136ZM146 170V169H144ZM143 170V171H144ZM152 170V169H151ZM158 170V169H157ZM156 170V171H157ZM184 170V169H183ZM182 170V171H183ZM197 170V169H196ZM206 170V169H205ZM51 171L50 173H46L48 171L45 172V175H51ZM66 171V170H65ZM76 171V170H75ZM80 171V170H79ZM120 171H122L121 169H119V173H121ZM125 171V169L123 170ZM128 171V170H127ZM131 171V170H130ZM159 171V170H158ZM165 171V170H164ZM200 171H202L200 169ZM204 171V170H203ZM60 172V173H59ZM64 172V171H63ZM82 172V173H83ZM87 172H90V170ZM133 172V171H132ZM138 172V171H137ZM145 172V171H144ZM162 172V171H161ZM207 172V171H206ZM210 172V171H209ZM65 173V172H64ZM75 173V172H74ZM80 173V172H78ZM126 173V172H125ZM142 173V172H141ZM151 173V172H150ZM163 173V172H162ZM185 173V172H184ZM188 173V172H187ZM199 173V172H198ZM70 174V173H69ZM81 174V173H80ZM124 174V172L122 173ZM152 174V173H151ZM201 174V173H200ZM203 174V173H202ZM71 175V174H70ZM76 175V174H75ZM86 175V174H85ZM91 175H94L91 173ZM127 175V173H126ZM132 175V174H131ZM130 175V176H131ZM145 176V174H143ZM154 175V174H153ZM180 175V174H178ZM195 175V174H194ZM193 175V176H194ZM38 176V175H37ZM52 176V175H51ZM73 176V175H72ZM107 176V177H106ZM138 176V175H136ZM159 176V175H158ZM172 176V175H171ZM47 176H45L46 178ZM62 177V176H61ZM64 177L65 174H64ZM69 177V176H68ZM67 177V178H68ZM84 177V176H82ZM91 177V176H90ZM90 177H86L88 178V180H90ZM93 177V176H92ZM100 177L102 179H100ZM116 177H120L119 175H117ZM121 177H125L122 176ZM128 177V176H127ZM132 177V176H131ZM130 177V178H131ZM140 177V176H139ZM152 177V176H151ZM182 177V175H181ZM195 177V176H194ZM201 177V176H200ZM50 178V177H49ZM49 178H47L49 180ZM54 178V177H53ZM59 178V177H58ZM63 178V177H62ZM61 178V179H62ZM75 179H77L80 183V178L78 179L77 177H74ZM128 177V179H130ZM134 178V177H133ZM144 178V177H143ZM172 178V177H171ZM40 179V178H39ZM60 179V178H59ZM60 179V180H61ZM65 179V178H64ZM63 179V180H64ZM71 179V178H70ZM69 179V180H70ZM73 179V178H72ZM113 179V178H112ZM111 179V180H112ZM142 179V178H141ZM166 179V178H165ZM174 179V177H173ZM183 179V178H182ZM19 180V181H17ZM30 180V181H29ZM43 180V179H42ZM55 180V178L53 179ZM52 180V181H53ZM115 180V179H113ZM149 180V179H148ZM45 181V179H44ZM56 181V180H55ZM68 181V180H67ZM71 181V180H70ZM76 181V180H74ZM132 181V180H131ZM130 181V182H131ZM135 181V180H134ZM137 181V179H136ZM135 181V182H136ZM175 181V180H174ZM195 181V180H194ZM193 181V182H194ZM16 182V183H15ZM26 182V183H27ZM43 182V181H42ZM49 182V181H46ZM72 182V181H71ZM88 183V181H86ZM127 181H125L126 183ZM145 182V181H144ZM158 182V181H157ZM163 182V181H162ZM182 182V181H181ZM187 182V181H186ZM20 183V182H19ZM56 183V182H54ZM57 183L58 179H57ZM62 185L64 186V184H68L70 183L69 181L64 183V181L62 182ZM64 183V184H63ZM68 184L70 185L69 187L72 189L71 192H66V190H64V188L62 189V191L60 192H56L55 190H57L58 188H62L61 185L58 187L56 185L55 189L50 187V182L49 184H45V185H41L40 187H37L34 191L32 190V192L34 193V196L32 194V196L28 197L29 199H26L27 202H25V204L27 203L28 205H25L23 203V201L20 203V205H17V201L13 203V205H15V207L13 206L12 209H8V212L6 211H2L0 209V264H28L29 260L32 259V257L35 255L36 251L38 250V255H41L42 253L44 254L45 251H39L40 248H44V247H48L51 246L49 244H51V240L53 238H55V232H57L56 235H58V231L60 232L61 229H65V228H69L70 232L72 231L71 228L73 229L74 226L76 227H86L87 228H100L103 225L109 226L107 221L108 217L112 218L110 216L117 214L119 212H121L122 210H125L127 208L130 209L131 206L135 205L133 204L135 202V200H138V202H140L143 205H146L150 200L153 201L154 199L160 198V197H164L169 196L168 198H170L169 200H167L166 202H162L163 205L160 206L159 208H156L155 211H157L158 209L161 211L159 212V216L158 213L156 215V217H160V222L158 220L157 223H161V226L163 228V230H167L169 229L168 227H170V225L172 226L174 223H176L178 220H181V216H182V209L178 208L181 206H178V200L174 201L172 199L171 201V197L172 195H176L178 193L175 194V189L174 187H164V185L162 187H156V188H152L150 189V192L153 195H146L144 194L145 192H143L142 190L137 191L136 193H132L131 191H129L130 189L127 188V186L125 185V187H122L124 185H122V188H119L116 190V188L112 193L115 192H123L125 193L123 195V193H121L122 197H119L118 194H115L117 196H114L113 194L110 195H103V197H91L89 194V198H87L86 196L84 198L82 196L79 195V193H81L79 190L80 189V184ZM87 183H85L87 185ZM90 183V182H89ZM107 183V182H104ZM121 183V182H120ZM119 183V184H120ZM141 183V182H140ZM180 183V182H179ZM188 183V182H187ZM197 183V182H196ZM25 184V183H24ZM23 184V185H24ZM44 184V183H43ZM66 184V185H67ZM91 184V183H90ZM130 184V183H129ZM135 184V183H134ZM146 184V183H145ZM172 184V183H171ZM186 184V183H185ZM183 184V185H185ZM26 185V184H25ZM36 185V184H35ZM34 185V186H35ZM53 185V183H52ZM84 185V184H83ZM103 185V184H102ZM110 185V184H109ZM116 186H118L117 184H114ZM169 185V183H168ZM174 185V184H173ZM17 188V185H15ZM18 186H20L18 184ZM22 186V185H21ZM31 186V184L29 185ZM85 186V185H84ZM83 186V187H84ZM97 186V188H98ZM120 186V185H119ZM151 186V185H149ZM159 186V185H157ZM180 186V185H179ZM187 186V185H186ZM28 187V186H27ZM33 187V186H32ZM65 187V186H64ZM67 187V186H66ZM68 190H71V189ZM90 186L86 187V188H82L83 190H88L87 188H89ZM92 187V186H91ZM115 187V186H114ZM135 187V185H134ZM142 187V186H141ZM155 187V186H154ZM181 187V186H180ZM179 187V188H180ZM185 187V186H184ZM14 188V187H13ZM19 188V187H18ZM17 188V189H18ZM34 188V187H33ZM111 189V186H108V184L106 185V187H102V188H98V190L93 189L97 191V192H104L106 193L108 189ZM144 188V187H143ZM178 188V189H179ZM186 188V187H185ZM192 188V187H191ZM16 189V191H17ZM29 189H32L31 187ZM90 189V190H91ZM140 189V188H139ZM174 189V190H172ZM177 189V188H176ZM23 190V189H22ZM67 190V191H68ZM14 191V189H13ZM12 191V192H13ZM15 191V192H16ZM109 191V190H108ZM179 191H181L179 189ZM10 192V194L12 193ZM30 192V191H29ZM110 192V191H109ZM148 192V190L146 191ZM184 192V191H183ZM17 193V192H16ZM84 195V192H82ZM91 193V191H90ZM96 193V192H95ZM103 193V194H104ZM6 193H4L5 195ZM8 194V196L10 195ZM29 194V193H28ZM92 194V193H91ZM100 194V193H99ZM108 194V193H107ZM181 194V193H180ZM95 195V194H94ZM93 195V196H94ZM184 195V194H183ZM21 196V195H20ZM101 196V195H99ZM125 196H128V198H131V200H127L128 198H125ZM178 197V195H176ZM3 197V195H2ZM23 197V196H22ZM78 197V198H77ZM79 197H81L79 199ZM110 197H119L118 200L115 201H111L109 198ZM184 197V196H183ZM18 198V196H17ZM161 198V199H162ZM174 198V197H172ZM1 199V198H0ZM23 199V200H25ZM35 199V200H34ZM77 199V200H76ZM109 199V200H108ZM178 199L180 200V195L178 197ZM20 200V199H19ZM18 200V201H19ZM25 200V201H26ZM36 200H40V202H34ZM50 201V203L43 204V201ZM143 200V201H142ZM2 201V200H0ZM142 201V202H141ZM200 201V200H199ZM73 202V203H72ZM158 202V201H157ZM16 203V204H15ZM46 203V202H45ZM72 203V204H71ZM76 203V204H75ZM103 203V204H102ZM159 203V202H158ZM155 203V204H158ZM1 205V204H0ZM35 205L37 206V208H33V209H28V207L25 206H32ZM46 205V207H45ZM127 205V206H126ZM140 205V204H139ZM151 205V203H150ZM153 205V204H152ZM159 205V204H158ZM157 205V206H158ZM78 206V207H76ZM147 206V205H146ZM154 207L156 205H153ZM178 206V207H177ZM8 207V206H7ZM33 207V206H32ZM39 207V208H38ZM125 207V208H124ZM134 207V206H133ZM132 208V207H131ZM144 208V207H143ZM147 208V207H146ZM149 208V207H148ZM147 208V209H148ZM182 208V207H181ZM142 209V208H141ZM186 209V208H185ZM194 209V208H193ZM5 210V209H4ZM150 210V208L148 209ZM154 211V209H152ZM136 211V210H135ZM143 211V210H142ZM147 210H144L143 212L145 213ZM151 211V210H150ZM186 211V210H185ZM139 212V211H138ZM127 213V212H126ZM148 213V212H147ZM146 213V215H147ZM155 213V212H153ZM152 213V214H153ZM130 214V213H129ZM139 214V213H138ZM156 214V213H155ZM153 214V216L155 215ZM186 214V213H185ZM126 215V214H125ZM133 215V214H132ZM143 215V214H140ZM151 215V213H150ZM116 216V215H115ZM128 216V215H127ZM127 216H123L126 217ZM121 217V218H122ZM131 217V216H128ZM140 217V216H139ZM144 217V216H143ZM142 217V218H143ZM147 217V216H145ZM116 218V217H115ZM118 218V217H117ZM134 218V217H132ZM150 218V217H149ZM152 218V217H151ZM155 219V217H153ZM114 219V218H113ZM130 219V218H129ZM141 219V218H140ZM147 219V218H146ZM153 219V220H154ZM119 222L118 219H115ZM152 220V219H150ZM121 221V220H120ZM125 221V220H124ZM128 221V219H127ZM130 221V220H129ZM133 221V220H132ZM131 221V223H133ZM136 222V220H134ZM143 221V220H142ZM112 222V221H111ZM141 222V221H140ZM154 222V221H153ZM18 224L17 228H15L13 226L12 228V224L14 225ZM115 223V222H113ZM117 223V222H116ZM115 223V224H116ZM144 223V222H143ZM179 223V222H178ZM177 223V224H178ZM121 224V222L118 223V225ZM134 224V223H133ZM138 224V223H137ZM150 224V223H149ZM153 224V223H152ZM151 224V225H152ZM113 225V224H112ZM117 225V226H118ZM121 225H125V224H121ZM136 225V224H135ZM180 225V224H179ZM182 225V223H181ZM11 228H8L10 227ZM73 226V227H72ZM115 226V225H114ZM113 226V227H114ZM141 226V224H140ZM139 226V227H140ZM159 226V224H157V227ZM105 227V226H104ZM127 227V225H126ZM148 227V226H147ZM153 227V225L151 226ZM156 227V226H155ZM156 227V228H157ZM174 227V226H173ZM177 227V226H176ZM115 228V227H114ZM124 228V227H123ZM131 228V227H130ZM141 228V227H140ZM159 228H161L159 226ZM157 228V229H159ZM121 229V228H120ZM171 229V228H170ZM178 229V228H177ZM73 230H76L75 228ZM129 230V228H128ZM132 230V229H131ZM129 230V231H131ZM136 230V229H135ZM144 230V229H143ZM153 230V229H152ZM156 230V229H155ZM161 230V229H160ZM162 230V231H163ZM165 230V231H166ZM173 230V229H172ZM212 230V229H211ZM211 230L206 231L205 233L201 234V236H199V240H202V242L204 241L203 239H207L206 237L211 236ZM214 230V229H213ZM67 231V229H66ZM77 231V230H76ZM75 233H77L78 231H80L78 229V231ZM87 231V230H86ZM111 231V230H110ZM123 231V230H122ZM168 231V230H167ZM204 231V230H203ZM24 232V233H23ZM31 232H37L34 234H31ZM83 232V231H81ZM85 232V231H84ZM88 232V231H87ZM101 232V231H100ZM133 232V231H132ZM152 232V231H151ZM173 232V231H172ZM24 236L25 233H27L24 239L22 238V234ZM55 233V234H54ZM65 233V232H64ZM73 232V234H75ZM80 233V232H79ZM77 233V234H79ZM102 233V232H101ZM112 234V232H110ZM156 233V232H155ZM163 233V232H162ZM161 233V234H162ZM166 233V232H165ZM214 233V232H213ZM62 230H61V235H62ZM82 234V233H81ZM88 234V233H87ZM106 234V233H105ZM111 234H108V238L104 241L103 240V244L105 245L107 243V241L110 240L111 238ZM150 234V233H149ZM170 234V233H169ZM60 235V236H61ZM65 235V234H64ZM63 235V236H64ZM103 235V234H102ZM121 235V234H120ZM139 235V234H138ZM213 235V234H212ZM21 236V238L18 240L17 238ZM59 235L56 237H60ZM73 236V235H72ZM71 236V237H72ZM75 236V235H74ZM97 236V235H96ZM148 236V235H147ZM155 235H153L154 238ZM162 236V235H161ZM165 236V234H164ZM70 237V236H69ZM78 237V236H76ZM75 237V238H76ZM80 237V235H79ZM95 237V236H94ZM160 237V236H159ZM179 237V236H178ZM66 238V237H65ZM64 238V239H65ZM74 238V237H73ZM99 238V237H97ZM132 238V237H131ZM136 238V237H135ZM148 238V237H147ZM152 238V239H153ZM158 238V237H157ZM196 238V237H195ZM198 238V236H197ZM17 241H14L16 240ZM63 239V238H62ZM60 238V240H62ZM78 239V238H77ZM76 239V240H77ZM81 239V238H80ZM146 239V238H145ZM149 239V238H148ZM151 239V237H150ZM156 239V238H155ZM160 239V238H159ZM177 239V238H176ZM194 239V238H193ZM75 240V239H74ZM84 240V239H83ZM91 240V239H90ZM59 241V240H58ZM63 241V240H62ZM88 241V240H86ZM95 241V240H94ZM93 241V242H94ZM119 241V240H118ZM143 241V240H142ZM29 242V244L27 243ZM51 242V243H50ZM57 242V241H56ZM60 242V241H59ZM137 242V241H136ZM148 242V241H147ZM151 242V241H149ZM189 242V241H188ZM194 242V241H192ZM63 243V242H62ZM60 243V245L62 244ZM66 243V240H65ZM71 243V242H70ZM90 243V242H89ZM113 243V242H112ZM116 243V242H115ZM118 243V242H117ZM153 243V242H152ZM206 243V242H205ZM210 243V242H209ZM28 244V245H27ZM58 244V242L56 243V245ZM135 244V241H134ZM137 244V243H136ZM150 244V243H149ZM202 244V243H201ZM55 245V244H54ZM53 245V246H54ZM64 245V243L62 244ZM76 245V244H75ZM82 245V244H81ZM118 245V244H117ZM124 245V244H123ZM126 245V244H125ZM66 245L63 246V249ZM79 246V245H78ZM91 246V245H90ZM111 246V245H110ZM113 246V245H112ZM122 246V245H121ZM141 246V245H140ZM169 246V245H168ZM199 246V245H198ZM202 246V245H201ZM71 247V246H70ZM103 247V246H102ZM117 247V246H116ZM119 247V246H118ZM127 247V246H126ZM132 247V246H131ZM139 247V246H138ZM197 247V246H196ZM60 247L57 248L55 247L56 250ZM62 248V247H61ZM73 248V247H72ZM78 248V247H76ZM81 248V247H80ZM107 248V246H106ZM145 248V247H144ZM167 248V247H166ZM164 248V249H166ZM180 248V247H179ZM181 248H183L181 246ZM52 249V248H51ZM67 249V248H66ZM113 249V248H112ZM110 249V250H112ZM117 249V248H116ZM198 249V248H197ZM42 250V249H41ZM65 250V249H64ZM63 250V251H64ZM100 250V249H99ZM98 250V251H99ZM105 250V249H104ZM108 250V251H110ZM182 250V249H180ZM35 251L34 254H32V252ZM50 251V250H49ZM59 251V250H57ZM56 251V252H57ZM68 251V249H67ZM121 251V250H120ZM134 251V250H133ZM178 251V249H177ZM187 251V250H186ZM241 251V250H240ZM55 252V253H56ZM83 252V250H82ZM89 252V251H88ZM91 252V251H90ZM104 252V251H103ZM102 255H105L103 254ZM107 252V251H105ZM104 252V253H105ZM123 252V251H122ZM185 252V251H184ZM183 252V254H184ZM41 253V254H39ZM54 252H52L53 254ZM58 253V252H57ZM56 253V254H57ZM73 254V252H71ZM70 253L69 256H72V254ZM76 253V252H75ZM80 253V252H79ZM101 253V252H100ZM112 253V252H111ZM166 253V252H165ZM174 253V252H172ZM32 254V257L30 258V255ZM42 254V255H43ZM93 254V253H92ZM98 254V253H97ZM127 254V253H126ZM182 254V253H181ZM249 254V253H248ZM46 255V253H45ZM44 255V256H45ZM48 255V254H47ZM51 255V254H50ZM48 256V259L52 256ZM59 255V254H58ZM56 255V257L58 256ZM62 255V254H61ZM65 255V253H64ZM81 255V254H80ZM100 255V254H99ZM98 255V256H99ZM101 255V256H102ZM111 255V254H110ZM114 255V254H113ZM238 255V254H237ZM250 255V254H249ZM37 256V255H36ZM66 256V255H65ZM68 256V257H69ZM82 256V255H81ZM97 256V255H96ZM100 256V259H98L99 261L102 260ZM106 256V255H105ZM174 256L172 255H166V257H163L164 259H167L168 257ZM183 256V255H182ZM242 256V255H241ZM40 257V256H38ZM42 257V256H41ZM37 258V259H41ZM55 257V255H54ZM54 257H52L54 259ZM67 257V258H68ZM73 257V256H72ZM75 257V256H74ZM77 257V256H76ZM79 257V255H78ZM108 257V256H107ZM112 257V256H109ZM108 257V258H109ZM119 257V256H118ZM239 257V256H238ZM237 257V258H238ZM256 257V256H255ZM46 258V257H45ZM66 258V257H65ZM70 258V257H69ZM93 258H97V257H93ZM99 258V257H98ZM178 258V257H177ZM234 258V257H233ZM29 259V260H28ZM50 259L48 261H50ZM71 259V258H70ZM106 259V258H105ZM104 259V260H105ZM112 259V258H111ZM110 259V260H111ZM119 259V258H118ZM161 259V258H160ZM159 259V261H161ZM55 260V259H54ZM63 260V257L61 259V261ZM67 260V259H66ZM78 260V259H77ZM89 260V259H87ZM92 260V258H91ZM35 261V259H34ZM44 262L46 261L45 259L43 260ZM52 261V260H51ZM57 261V259L55 260ZM61 261H59L61 263ZM68 261V260H67ZM97 262V260H94ZM213 261V260H212ZM38 262H42V261H38ZM47 262V261H46ZM54 262V261H53ZM52 262V263H53ZM58 262V261H57ZM65 262V261H64ZM91 261L89 260L88 263H90ZM157 262V261H156ZM166 262V261H165ZM233 262V261H231ZM228 262V263H231ZM31 260L29 262V264H31ZM36 264V261L33 262ZM56 263V262H55ZM153 263V262H152ZM162 263V262H161ZM227 263V264H228ZM244 263V262H243ZM242 263V264H243ZM43 264V263H42ZM46 264V263H45ZM48 264V263H47ZM58 264V263H57ZM65 264V263H64ZM83 264V262H82ZM86 264V263H85ZM94 264V263H93ZM155 264V263H154ZM226 264V262H225ZM233 264V263H231ZM236 264V263H235ZM247 264V263H246Z\"/></svg>",
  "mask_w": 264,
  "mask_h": 264
}]
</instances>
